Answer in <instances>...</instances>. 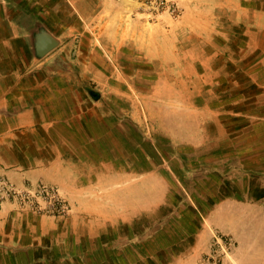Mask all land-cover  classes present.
Here are the masks:
<instances>
[{
	"label": "crops",
	"instance_id": "obj_1",
	"mask_svg": "<svg viewBox=\"0 0 264 264\" xmlns=\"http://www.w3.org/2000/svg\"><path fill=\"white\" fill-rule=\"evenodd\" d=\"M216 6L231 11V22L244 36L242 47L256 53V64L240 68L257 74L255 82L264 88V0H225ZM39 7L38 0H0V178L19 188L39 182L55 186L70 209L65 216H54L13 201L0 202V264H108L112 258L116 262L115 241L125 237L134 242L144 231L138 228L142 220L152 222L166 208L183 202L170 204L176 180L169 168L179 181L185 180L186 169H203L208 175L207 195L192 198L200 225L191 231L190 247L200 246L205 231L201 219H215L225 227L227 221L221 218L264 217L262 108L230 112L236 117L234 124L222 116L225 127L209 128L203 138L183 136L165 143L162 135L142 127L127 98L107 95L96 84L101 81L90 73L110 77L118 69L105 57H110L106 51L79 46L67 60L68 44L78 34L72 36L64 26L59 34L67 43L56 53L34 57L32 27L42 20L54 28ZM81 35L80 40L86 36ZM90 89L99 92L96 97ZM237 101L225 99L224 104ZM241 103L258 106L262 101ZM212 118L216 127L218 118ZM168 223L158 231L169 234ZM180 231L173 228L179 239L158 249L173 248L186 239ZM153 239H139L146 241L139 249L152 247L147 241ZM157 255L165 256L163 251Z\"/></svg>",
	"mask_w": 264,
	"mask_h": 264
},
{
	"label": "rangeland",
	"instance_id": "obj_2",
	"mask_svg": "<svg viewBox=\"0 0 264 264\" xmlns=\"http://www.w3.org/2000/svg\"><path fill=\"white\" fill-rule=\"evenodd\" d=\"M38 1L40 11L54 25L53 31L63 39L51 52L56 53L67 43V37L59 34L65 27L72 36L78 34L68 44L67 60L80 47L97 46L106 51L110 57H105L118 69L110 77L90 73L101 81L96 84L104 87L107 95L127 98L142 127L148 133L162 135L165 143L168 139L176 143V137H202L209 128L225 127L221 122L226 120H219L225 115L232 119L229 124H234L236 117L230 112L256 107L264 110V88L255 82L258 75L240 68L256 64V53L242 47L244 36L231 22V11L215 7L216 2L224 4L225 0ZM81 33L86 34L82 40ZM246 96L251 99H241ZM257 98L261 105L241 103ZM225 99L238 101L225 105ZM212 116L218 118L220 127H214ZM168 171L176 180L170 204L183 202L166 208L152 222L142 220L138 228L144 231L136 234L134 242H127L125 237L115 241L118 264L124 260H140L137 264L169 260L167 264H264V217L221 218L227 221L225 227L215 219H201L205 231L200 246L190 247L194 241L191 231L200 225L192 198L207 195L208 175L203 169H186L185 180L179 181L170 168ZM167 210L172 212L162 216ZM165 221L172 227L169 234L158 231ZM149 223L150 228L145 229ZM173 228L181 230L186 239L173 248L158 249L179 239ZM147 237L155 238L147 241L152 247L139 249V244L146 242L139 239ZM131 243V249L124 246ZM157 251L165 256L157 255ZM177 252L182 253L178 258ZM147 253L153 256L146 257ZM108 264L115 263L110 260Z\"/></svg>",
	"mask_w": 264,
	"mask_h": 264
},
{
	"label": "built area",
	"instance_id": "obj_3",
	"mask_svg": "<svg viewBox=\"0 0 264 264\" xmlns=\"http://www.w3.org/2000/svg\"><path fill=\"white\" fill-rule=\"evenodd\" d=\"M16 202L21 208H30L39 214L65 216L70 206L57 187L39 182L19 188L8 178H0V202Z\"/></svg>",
	"mask_w": 264,
	"mask_h": 264
},
{
	"label": "water",
	"instance_id": "obj_4",
	"mask_svg": "<svg viewBox=\"0 0 264 264\" xmlns=\"http://www.w3.org/2000/svg\"><path fill=\"white\" fill-rule=\"evenodd\" d=\"M29 34L32 52L37 59L43 58L61 43V38L42 20H37ZM90 93L96 97L99 92L90 89Z\"/></svg>",
	"mask_w": 264,
	"mask_h": 264
},
{
	"label": "trees",
	"instance_id": "obj_5",
	"mask_svg": "<svg viewBox=\"0 0 264 264\" xmlns=\"http://www.w3.org/2000/svg\"><path fill=\"white\" fill-rule=\"evenodd\" d=\"M112 260H115V259H113L112 258ZM110 261V260H109ZM117 262H119L118 260H116ZM113 263H115V264H118V263H116V262H113ZM119 264H128V263H126V261L124 260L123 262L122 261H120V263Z\"/></svg>",
	"mask_w": 264,
	"mask_h": 264
}]
</instances>
